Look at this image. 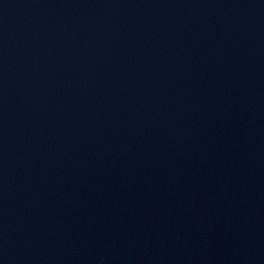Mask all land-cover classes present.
Instances as JSON below:
<instances>
[{
  "label": "water",
  "instance_id": "obj_1",
  "mask_svg": "<svg viewBox=\"0 0 264 264\" xmlns=\"http://www.w3.org/2000/svg\"><path fill=\"white\" fill-rule=\"evenodd\" d=\"M0 264H264V0H0Z\"/></svg>",
  "mask_w": 264,
  "mask_h": 264
}]
</instances>
